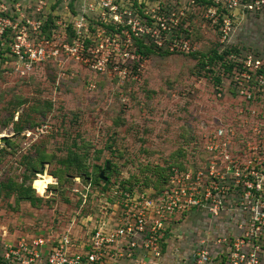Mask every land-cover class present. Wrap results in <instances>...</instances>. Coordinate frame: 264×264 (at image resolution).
Listing matches in <instances>:
<instances>
[{
	"label": "rangeland",
	"instance_id": "obj_1",
	"mask_svg": "<svg viewBox=\"0 0 264 264\" xmlns=\"http://www.w3.org/2000/svg\"><path fill=\"white\" fill-rule=\"evenodd\" d=\"M164 1L183 9L192 52L167 53L104 25L80 12L82 0H0L11 23L0 63V245L69 228L83 239L114 191L200 159L205 135L241 102L216 53L230 51L225 61L236 64L251 57L264 71V8L241 10L221 45L200 6ZM206 227L188 216L175 247Z\"/></svg>",
	"mask_w": 264,
	"mask_h": 264
},
{
	"label": "built area",
	"instance_id": "obj_2",
	"mask_svg": "<svg viewBox=\"0 0 264 264\" xmlns=\"http://www.w3.org/2000/svg\"><path fill=\"white\" fill-rule=\"evenodd\" d=\"M82 1L83 15H97L101 23L118 29L129 28L126 35L147 37L156 49L193 50L183 9L167 8L164 0H124L132 1L128 5L117 0ZM185 2L202 8L221 45L229 43L234 18L241 10L264 8V0ZM151 5L154 8L149 10ZM7 13L8 7L1 4L0 63L7 50L4 37L11 28ZM10 50L23 58L21 46L10 45ZM260 63L246 57L241 67L233 68L230 78L241 102L205 135L200 159L168 167L160 190L114 191L106 209L88 217L90 232L83 239L73 237L69 228L56 235L4 241L0 264H264V106L258 104L264 100V71ZM192 215L207 220L206 229L194 243L181 241L175 247V232Z\"/></svg>",
	"mask_w": 264,
	"mask_h": 264
},
{
	"label": "trees",
	"instance_id": "obj_3",
	"mask_svg": "<svg viewBox=\"0 0 264 264\" xmlns=\"http://www.w3.org/2000/svg\"><path fill=\"white\" fill-rule=\"evenodd\" d=\"M228 53H230V51H228V50H223L222 51V53L221 54H218V53H216V59L217 60H219L220 61V63H221V65L223 66V69L224 70H226V72H232L233 71V68H235V67H237V68H239V67H241V65L240 64H236V63H229V62H226L225 61V56L228 54ZM218 54V55H217ZM217 82L219 83L220 81H219V79L217 80ZM175 164H178V163H175ZM105 171H107L106 169H105ZM44 174V172L43 173H40V174H37V176H35L33 179H32V181L31 182H33L35 179H37V178H39L40 176H42ZM105 176V175H104ZM165 176H166V174L164 175H162L161 176V179H160V182L158 183V182H154V183H152V184H150V186H148V187H153V188H155L156 190H160L161 189V187L163 186V184L165 183ZM56 176H54V178H55ZM56 179V178H55ZM107 181V180H106ZM51 186V185H50ZM143 187V186H142ZM144 188H147V187H144ZM33 190L35 191V193H36V190L33 188ZM36 197L37 198H40L38 195H37V193H36Z\"/></svg>",
	"mask_w": 264,
	"mask_h": 264
},
{
	"label": "water",
	"instance_id": "obj_4",
	"mask_svg": "<svg viewBox=\"0 0 264 264\" xmlns=\"http://www.w3.org/2000/svg\"><path fill=\"white\" fill-rule=\"evenodd\" d=\"M1 142H4L3 139L1 140ZM105 169L108 170V166H106ZM99 179H101L102 181H106L107 180V178L104 176V172L103 171L99 174Z\"/></svg>",
	"mask_w": 264,
	"mask_h": 264
},
{
	"label": "bare ground",
	"instance_id": "obj_5",
	"mask_svg": "<svg viewBox=\"0 0 264 264\" xmlns=\"http://www.w3.org/2000/svg\"><path fill=\"white\" fill-rule=\"evenodd\" d=\"M3 138H4V137H1V138H0V141H1Z\"/></svg>",
	"mask_w": 264,
	"mask_h": 264
}]
</instances>
